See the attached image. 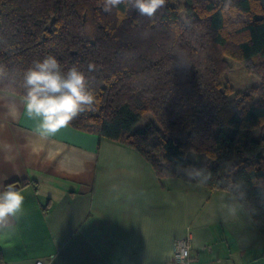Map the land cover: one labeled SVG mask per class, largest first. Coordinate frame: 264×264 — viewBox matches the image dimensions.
<instances>
[{"label": "trees", "instance_id": "1", "mask_svg": "<svg viewBox=\"0 0 264 264\" xmlns=\"http://www.w3.org/2000/svg\"><path fill=\"white\" fill-rule=\"evenodd\" d=\"M184 2L167 0L151 20L121 5V22L100 0H0V65L12 77L0 91L24 98V72L49 55L64 72L77 67L96 103L71 127L134 148L159 179L199 183L238 203L240 185L264 236V134L253 136L264 129V0ZM229 57L249 59L261 80L236 102L221 86ZM189 152L207 159L192 163ZM195 169L211 177L205 183Z\"/></svg>", "mask_w": 264, "mask_h": 264}, {"label": "crops", "instance_id": "2", "mask_svg": "<svg viewBox=\"0 0 264 264\" xmlns=\"http://www.w3.org/2000/svg\"><path fill=\"white\" fill-rule=\"evenodd\" d=\"M24 98L0 91V192L23 212L0 228V264H264V236L228 192L159 179L134 148L70 125L42 137Z\"/></svg>", "mask_w": 264, "mask_h": 264}, {"label": "clouds", "instance_id": "3", "mask_svg": "<svg viewBox=\"0 0 264 264\" xmlns=\"http://www.w3.org/2000/svg\"><path fill=\"white\" fill-rule=\"evenodd\" d=\"M102 10L111 14L116 10L117 18L126 20V12H121V5L128 11L135 10L139 17L153 19L163 8L167 0H100ZM89 65V71L93 69ZM12 80L6 68L0 65V81ZM24 109L28 118L38 121V131L42 137L55 136L62 128H66L79 114L93 111L96 97L89 89L88 79L77 67L73 66L64 72L60 62L54 56H46L36 60L23 76ZM206 183L211 173L205 169H195ZM190 178H193L191 174ZM239 191V203L228 204L229 214L237 215L245 207L240 202L243 193L241 186L233 183ZM24 196L12 186L0 192V228L10 226V220L23 212Z\"/></svg>", "mask_w": 264, "mask_h": 264}, {"label": "rangeland", "instance_id": "4", "mask_svg": "<svg viewBox=\"0 0 264 264\" xmlns=\"http://www.w3.org/2000/svg\"><path fill=\"white\" fill-rule=\"evenodd\" d=\"M169 1L180 6H183L185 3V0ZM180 17L184 20L185 13L181 12ZM227 60L230 63V69L223 75L221 86L222 88L228 90V99L236 102L245 93H248L250 88L258 86L261 80L255 64L249 59H236L229 57ZM147 120H151V116L149 114L140 120L139 125L144 124ZM262 134H264V129L257 128L253 130V136L255 138L259 137ZM188 157L192 163L205 162L207 159L205 155L193 152H189Z\"/></svg>", "mask_w": 264, "mask_h": 264}, {"label": "built area", "instance_id": "5", "mask_svg": "<svg viewBox=\"0 0 264 264\" xmlns=\"http://www.w3.org/2000/svg\"><path fill=\"white\" fill-rule=\"evenodd\" d=\"M190 244L186 239H178L175 242L172 253L168 258L169 264H189L190 263ZM34 264H45L42 261H36Z\"/></svg>", "mask_w": 264, "mask_h": 264}, {"label": "water", "instance_id": "6", "mask_svg": "<svg viewBox=\"0 0 264 264\" xmlns=\"http://www.w3.org/2000/svg\"><path fill=\"white\" fill-rule=\"evenodd\" d=\"M10 186L16 188L17 187V184H11ZM7 189V188H6Z\"/></svg>", "mask_w": 264, "mask_h": 264}]
</instances>
